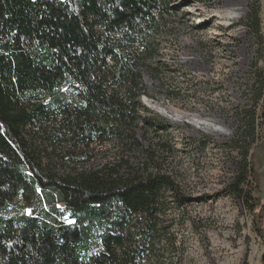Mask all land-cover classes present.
<instances>
[{"label":"trees","instance_id":"obj_1","mask_svg":"<svg viewBox=\"0 0 264 264\" xmlns=\"http://www.w3.org/2000/svg\"><path fill=\"white\" fill-rule=\"evenodd\" d=\"M198 1L214 14L212 0ZM168 7V0H0V264H146L165 239L167 194L180 208L192 201L168 176L140 169L155 161L137 135L141 70ZM260 13L254 0L246 21L264 45ZM259 67L249 71L259 93L238 109L230 146L238 175L217 197L243 203L264 245L253 154ZM145 115L158 130L174 129ZM111 142L141 161L123 156L113 167L84 169L92 147Z\"/></svg>","mask_w":264,"mask_h":264},{"label":"rangeland","instance_id":"obj_2","mask_svg":"<svg viewBox=\"0 0 264 264\" xmlns=\"http://www.w3.org/2000/svg\"><path fill=\"white\" fill-rule=\"evenodd\" d=\"M168 1L169 11L151 36L154 57L141 70L137 135L155 161L140 169L168 176L192 201L180 208L167 194L165 239L146 264H263L264 245L250 212L233 196L217 197L238 175L239 154L230 147L237 111L259 93L260 82L249 71L255 62L264 69V45L246 21L254 0H212L214 14L198 0ZM260 18L264 37V0ZM145 109L174 129L146 124ZM257 115L256 196L264 202V93ZM91 153L84 169L113 167L123 156L132 164L142 159L122 153L117 142Z\"/></svg>","mask_w":264,"mask_h":264}]
</instances>
